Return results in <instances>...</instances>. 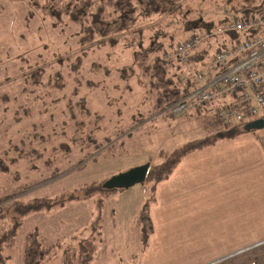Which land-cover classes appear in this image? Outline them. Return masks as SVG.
<instances>
[{
    "label": "rangeland",
    "instance_id": "rangeland-1",
    "mask_svg": "<svg viewBox=\"0 0 264 264\" xmlns=\"http://www.w3.org/2000/svg\"><path fill=\"white\" fill-rule=\"evenodd\" d=\"M224 2L216 0L189 18L218 20L224 16ZM186 20L180 14L153 17L142 22L148 28L144 35L150 38L149 27L158 28L161 21L167 31L160 38L164 55L192 35L184 30ZM80 30L72 22L53 26L28 0H0V161L8 167L6 172L0 168V195L25 188L5 201L20 195L63 200L28 217L7 249L9 264H22L27 233L34 227L46 243L58 240L64 246L73 235H89L99 227L104 241L96 264H136L143 245L148 250L137 217L155 197V182L105 195L101 184L147 162L176 159L222 131L201 113L158 112L156 94L135 64L126 34L115 45L109 39L84 43ZM216 47L210 49V59ZM36 69L41 75L34 84L31 72ZM53 173L58 175L52 179ZM186 237L193 239L192 230ZM167 246L171 252L163 248L155 257L173 261L179 248Z\"/></svg>",
    "mask_w": 264,
    "mask_h": 264
},
{
    "label": "trees",
    "instance_id": "trees-1",
    "mask_svg": "<svg viewBox=\"0 0 264 264\" xmlns=\"http://www.w3.org/2000/svg\"><path fill=\"white\" fill-rule=\"evenodd\" d=\"M191 1L28 0L33 8L41 12L45 18L48 17L51 20L53 26L57 27V25L72 22L81 27L80 32H83L81 40L84 43H90L97 39H109V42L115 45L118 36L126 34L129 38V46L132 48V58H134V62L139 69H142L144 74L149 78L151 88L156 94L154 102L155 108L158 112L165 111L171 115L174 114L167 111L169 106L198 89V84L188 73L196 74L197 70L204 71L210 68L209 64H211L212 59L209 58L210 55L208 53L214 44L217 45L216 48L220 46H231L235 40L248 39L255 36L262 37L264 35V28L262 27L230 30L227 35L215 34L218 26L233 19V15H236L237 18L244 17L246 19H252L253 16H264V0H218L220 2L225 1L224 3L227 5L224 7L225 12L223 17L218 18V20H206L204 17H200V19H195V21L189 18L192 12L195 10L199 12L205 11L206 9L204 7L206 5H212L216 0H195L196 3L194 5ZM230 12L234 14L230 15ZM178 14L188 18L184 30H192V35L196 33L200 34L202 41L199 47L190 52L185 64L176 57L173 66H171L169 65L167 57L162 52L164 45H162L163 43L160 41V38L167 35L165 26L162 27V23H160L162 20L159 23L157 22L159 24L158 28H156V25H154L156 29L154 26L149 27L152 31L150 38L144 35V30L146 29L148 31V28L142 22L149 21L153 17L165 19L166 17H174ZM168 24L170 23L168 22ZM207 33L209 35L206 37ZM146 39L149 40L148 43H146ZM171 39L173 40V38ZM176 47L168 52L173 53ZM239 59L238 57L219 69L213 68L209 78L220 74V72L226 70L233 62ZM31 74L32 83L37 84L40 81V71L36 69ZM211 116L213 124L222 130L219 133L234 136L240 132L238 127L234 129L232 127H226L216 116ZM99 148L97 147V149ZM20 150V155L24 157L26 155L25 150ZM187 153H182L176 159L175 155L169 156L162 163L151 165L147 172L146 180H153L155 182V189L156 182L167 179L172 173L171 171L174 166L180 161L181 156ZM0 168L4 172L8 169V167L1 164V161ZM57 175V173H53L51 176L52 179ZM87 185L89 187L92 186V184ZM100 189L104 192V195L118 190L109 191L103 186ZM25 190L27 189L23 188L17 192L8 193L5 196L0 195V264H9L10 259L7 255V249L19 237L20 230L26 225L25 222H27L31 214L42 211V209H49L57 203L63 202L60 198H58L60 200H56L54 196L53 198L48 196H32L29 199H25L28 197L26 195V197L20 195L19 198L5 201L7 198L19 195L20 192H24ZM151 200L153 198H150L146 202L143 210L137 217L138 226L142 228L143 238L146 240L154 232V223L150 216L149 207ZM97 230H100V228H94L89 235H83V233L73 235L72 242L64 246L58 240L53 243H46L41 238V235H39L38 227H34L27 233L22 257L23 264H46L54 258L59 250H61L63 264H96V252L104 241L102 233L97 232Z\"/></svg>",
    "mask_w": 264,
    "mask_h": 264
},
{
    "label": "crops",
    "instance_id": "crops-1",
    "mask_svg": "<svg viewBox=\"0 0 264 264\" xmlns=\"http://www.w3.org/2000/svg\"><path fill=\"white\" fill-rule=\"evenodd\" d=\"M258 119L264 116L183 155L167 179L156 182L149 204L154 232L136 264H264V121L247 128ZM169 243L179 248L173 261L155 257L163 248L171 252ZM46 264H63L61 253Z\"/></svg>",
    "mask_w": 264,
    "mask_h": 264
},
{
    "label": "built area",
    "instance_id": "built-area-1",
    "mask_svg": "<svg viewBox=\"0 0 264 264\" xmlns=\"http://www.w3.org/2000/svg\"><path fill=\"white\" fill-rule=\"evenodd\" d=\"M253 27L264 28V16H253L252 19L235 17L220 24L215 34L227 35L230 30ZM201 41L202 36L196 33L178 44L173 53L167 52L165 57L169 65L173 66L176 57L185 64L190 52L199 47ZM238 57L240 59L226 70L209 78L213 68L219 69ZM209 66L208 70L188 73L198 84V89L169 106L170 113H207L216 116L226 127L264 116V35L238 39L231 46H220ZM261 146L264 148V135Z\"/></svg>",
    "mask_w": 264,
    "mask_h": 264
},
{
    "label": "water",
    "instance_id": "water-1",
    "mask_svg": "<svg viewBox=\"0 0 264 264\" xmlns=\"http://www.w3.org/2000/svg\"><path fill=\"white\" fill-rule=\"evenodd\" d=\"M264 120L258 119L257 121L251 122L247 125L250 130L259 125ZM151 167V163L147 162L144 165L133 167L132 169L122 171L121 173L110 177V179L103 182L102 186L106 190H116L122 188H130L134 184H144L148 175V170Z\"/></svg>",
    "mask_w": 264,
    "mask_h": 264
}]
</instances>
